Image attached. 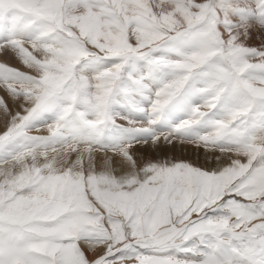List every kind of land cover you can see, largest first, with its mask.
I'll return each instance as SVG.
<instances>
[{
	"label": "snow or ice",
	"instance_id": "1",
	"mask_svg": "<svg viewBox=\"0 0 264 264\" xmlns=\"http://www.w3.org/2000/svg\"><path fill=\"white\" fill-rule=\"evenodd\" d=\"M0 264H264V0H0Z\"/></svg>",
	"mask_w": 264,
	"mask_h": 264
}]
</instances>
